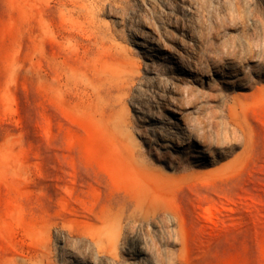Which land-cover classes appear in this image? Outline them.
Wrapping results in <instances>:
<instances>
[{"label":"rangeland","instance_id":"obj_1","mask_svg":"<svg viewBox=\"0 0 264 264\" xmlns=\"http://www.w3.org/2000/svg\"><path fill=\"white\" fill-rule=\"evenodd\" d=\"M0 264H264V0H0Z\"/></svg>","mask_w":264,"mask_h":264},{"label":"bare ground","instance_id":"obj_2","mask_svg":"<svg viewBox=\"0 0 264 264\" xmlns=\"http://www.w3.org/2000/svg\"><path fill=\"white\" fill-rule=\"evenodd\" d=\"M172 63L176 64V62H172ZM201 153H202V152H201Z\"/></svg>","mask_w":264,"mask_h":264}]
</instances>
